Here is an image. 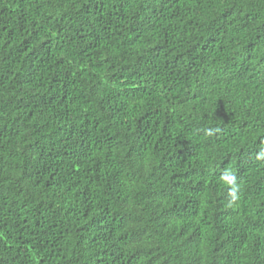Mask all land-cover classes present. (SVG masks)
I'll return each mask as SVG.
<instances>
[{
	"label": "trees",
	"instance_id": "1",
	"mask_svg": "<svg viewBox=\"0 0 264 264\" xmlns=\"http://www.w3.org/2000/svg\"><path fill=\"white\" fill-rule=\"evenodd\" d=\"M261 146L264 0H0V264H264Z\"/></svg>",
	"mask_w": 264,
	"mask_h": 264
},
{
	"label": "clouds",
	"instance_id": "2",
	"mask_svg": "<svg viewBox=\"0 0 264 264\" xmlns=\"http://www.w3.org/2000/svg\"><path fill=\"white\" fill-rule=\"evenodd\" d=\"M213 132L214 130L211 128L205 129V134L208 136L213 135ZM255 159L264 161V146L259 147L258 151L255 153ZM220 181L227 186L230 200H236L240 190L236 174L226 168L220 175Z\"/></svg>",
	"mask_w": 264,
	"mask_h": 264
}]
</instances>
